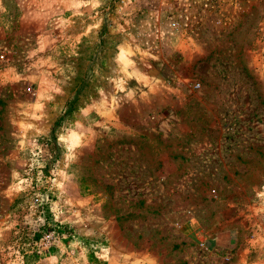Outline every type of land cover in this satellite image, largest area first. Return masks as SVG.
Wrapping results in <instances>:
<instances>
[{"label":"rangeland","instance_id":"obj_1","mask_svg":"<svg viewBox=\"0 0 264 264\" xmlns=\"http://www.w3.org/2000/svg\"><path fill=\"white\" fill-rule=\"evenodd\" d=\"M245 262L264 0H0V264Z\"/></svg>","mask_w":264,"mask_h":264},{"label":"built area","instance_id":"obj_2","mask_svg":"<svg viewBox=\"0 0 264 264\" xmlns=\"http://www.w3.org/2000/svg\"><path fill=\"white\" fill-rule=\"evenodd\" d=\"M200 87V85H199ZM48 146V145H47ZM60 239V235H58V233H56V231H49L47 233H45L41 239V244L42 247L46 250H48L50 247L56 245V241ZM202 245L204 246V243H202ZM227 262H230V258H226ZM243 264H248V263H243Z\"/></svg>","mask_w":264,"mask_h":264}]
</instances>
